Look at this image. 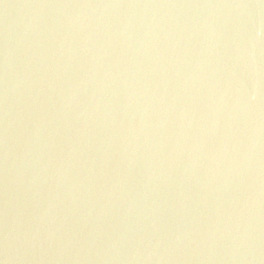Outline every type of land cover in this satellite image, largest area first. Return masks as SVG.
Listing matches in <instances>:
<instances>
[{
    "label": "water",
    "instance_id": "obj_1",
    "mask_svg": "<svg viewBox=\"0 0 264 264\" xmlns=\"http://www.w3.org/2000/svg\"><path fill=\"white\" fill-rule=\"evenodd\" d=\"M0 264H264V0H0Z\"/></svg>",
    "mask_w": 264,
    "mask_h": 264
}]
</instances>
